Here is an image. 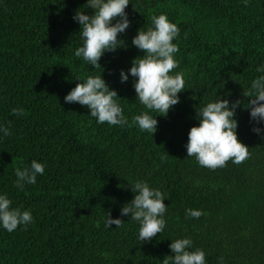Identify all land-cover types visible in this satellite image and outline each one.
Segmentation results:
<instances>
[{
    "label": "trees",
    "instance_id": "obj_1",
    "mask_svg": "<svg viewBox=\"0 0 264 264\" xmlns=\"http://www.w3.org/2000/svg\"><path fill=\"white\" fill-rule=\"evenodd\" d=\"M0 264H264V0H0Z\"/></svg>",
    "mask_w": 264,
    "mask_h": 264
}]
</instances>
